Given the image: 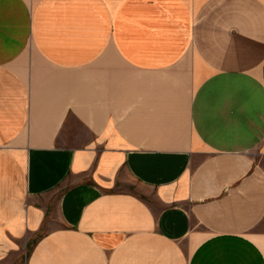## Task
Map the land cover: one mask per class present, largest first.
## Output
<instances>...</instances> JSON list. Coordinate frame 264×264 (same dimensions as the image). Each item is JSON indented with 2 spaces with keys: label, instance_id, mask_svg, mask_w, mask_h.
Listing matches in <instances>:
<instances>
[{
  "label": "crops",
  "instance_id": "0c3cea01",
  "mask_svg": "<svg viewBox=\"0 0 264 264\" xmlns=\"http://www.w3.org/2000/svg\"><path fill=\"white\" fill-rule=\"evenodd\" d=\"M0 264H264V0H0Z\"/></svg>",
  "mask_w": 264,
  "mask_h": 264
}]
</instances>
